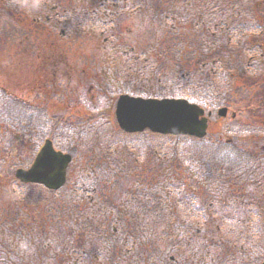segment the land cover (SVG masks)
I'll use <instances>...</instances> for the list:
<instances>
[{"label": "rangeland", "instance_id": "obj_1", "mask_svg": "<svg viewBox=\"0 0 264 264\" xmlns=\"http://www.w3.org/2000/svg\"><path fill=\"white\" fill-rule=\"evenodd\" d=\"M53 3H56L58 5V11L60 12L59 18L61 16L64 17V9H67V16L63 18L62 23H57V36H58V48L63 49L65 52H68V56L70 57L71 61L73 62V77L72 82L68 84L67 88H62V95L61 99H53V101H45V98L38 100L40 102V105L46 108V115L48 116H56L57 119H53L52 121L46 122L45 125L42 126L40 130V134H36V137L34 136H28V137H19L20 131H18L20 128L17 126V129L13 131L14 133H8L6 132L5 136L0 135V161L1 159L4 160V165H0V218L8 220L7 216L10 214V210L12 208V205H14V202L17 199V196L13 194V190L15 188V179L14 176H12V170L15 172L16 167H18L20 164H22L23 167L25 165L30 164L36 154V151L39 146V141L43 142L46 137H48L49 129H53L57 126V128L60 130L59 134H55V138L53 139L55 142V145L59 148H64L68 152H71L74 156V162L70 169V175H69V181L73 184L78 182V179L85 180V177L87 178L86 181H83V184H92L91 186L95 185L98 188L102 189L104 185H107L112 189L113 184L110 182H106L105 179H101L100 175V168L104 167V163H100L97 170H95V164L99 160H104L108 162V169L109 171H112L116 175L119 171L122 170V167L132 168L134 169L131 171L129 175L130 178L128 180L121 179L119 182H117V189L122 192V194H127L132 191H136V187L138 186L139 190L141 191H149V188H154V191L160 192L163 188L156 187L154 185H149L148 182H153V179L155 177V173H158L160 170H162L161 166L164 165L165 170L162 171L163 174L169 172V167H177L176 163H170L172 154L174 150H177L180 154L181 161H184L186 163V166L184 168L177 167L175 168V176H178L179 174L183 175V177L186 179V183H184L182 186L185 187V189L189 190L191 187H193V191L197 195L196 202L201 208L205 207L207 212H209L208 218H212L211 215H216V222L217 224L221 223V216H219L223 210H219L216 212L215 210L217 208H220V203L218 204V196L215 197V200H213V197L215 196V190H213V187L216 186L214 182L204 181L202 183H197V170H199L200 163L197 161V154L195 152V147H197V143L192 139H185L184 141L180 142V147L175 148V142L174 137H159L155 135H151V137H143L141 136L138 141L134 142V146L132 149H136L138 152L144 151V153H141L139 157L142 159L134 160L133 158H122L125 156V153H122V150L117 151V156L113 152L112 154L108 153L105 158H102L103 155L107 152V145L102 149L100 146L93 145L95 143L96 139V133L95 131L98 130V133H102L105 129H113L114 131L116 128L114 117L112 116L111 112H114L115 105L112 97H114V93L112 92L113 89L116 91L124 90L125 92H132V93H140L142 95L147 94L146 87H143L146 85V76L139 77V81H136L135 87L132 90V83L127 85L124 80L121 81V78H119L118 74L121 72V60L119 57V54H123L120 51H117L115 53V50H121L120 47H111L114 45V42L118 39H121L123 42V48L122 50H127V52L134 50H138L141 47L148 44L150 40H147L145 37V34L153 32V30H150L147 25H145V22L141 20L140 15L134 14L132 17L125 16V18H119L115 15V19H112L113 23L109 20L112 16L108 15V13L114 9V11L119 10L117 7L120 5H124L125 0H108L107 2L103 3L102 0H92L94 4H100L102 3V7L96 8V14L94 12L92 13L93 18L98 17V14H105L108 18L104 17L102 18V24L108 25L107 27L110 29H114L116 34L115 36L109 35L112 34L110 29L109 31L107 29L102 28V26L97 27L94 29L90 26V23L87 22L84 25H78V18H81L80 16L76 15V9L74 8L75 4L72 3L73 1L70 0H52ZM217 4L210 8L208 7L209 0H197V6H205V8L198 7L200 12L203 13V16L208 21H216L219 20L221 16L229 17V14L231 13L233 15V8L232 5H234V8L237 9L235 6H239L240 11H244L248 14H254V9L252 5L249 3V0L239 1V3L232 4V0H215ZM263 2L264 0H256L255 4L258 2ZM0 2H3V0H0ZM27 2V0H23V5L20 10V15H15L14 25L17 29H21V26L24 24V26H27V29L30 27L27 25L28 20L27 18L31 19L32 17H35L38 15V9L32 8L31 10L28 9V7H25L24 10V4ZM229 2V3H226ZM111 3V4H108ZM128 3V0H127ZM261 4V7H259L257 10H255L254 17L247 19V21L251 22L250 26L251 28L254 26H261L262 27H255L259 28L258 30H253L252 33L250 32H243L242 35H240L238 38H233L232 41H230V38L228 35L223 36V44H222V51L225 55V58H223L222 61L219 62L220 65H222L224 68H215V72L211 73L210 78H213L214 75H219L220 78L218 82L221 85L222 89L221 92L215 95L216 106L214 109V115L212 116V123L210 127V132L208 139L206 140L208 144H211L210 140L215 141V137L217 134L221 135V138L228 140L230 138H235V140L240 143V145H246L248 144L250 148L254 147V144L256 142H261L257 137V131L255 132L254 137L250 135L251 129H249L248 124L254 122L255 126L253 128H257V126L261 129L264 125V62L261 61L262 55L261 51H255L250 50L245 52L243 48L241 49V43L245 41V45L249 44L250 47H256L260 45L261 43L264 44V4ZM94 4H88L86 8H89L92 10V7ZM119 4V6H118ZM74 5V6H73ZM108 5H112V9L108 7ZM2 7V5H1ZM0 7V9H1ZM70 7L72 9H70ZM88 9V11H90ZM140 12V10L138 11ZM235 13V11H234ZM144 20L147 21L146 13L142 14ZM78 17V18H77ZM244 18V16H242ZM88 19V18H87ZM92 20V19H91ZM88 19V21H91ZM32 21V20H31ZM149 21L154 22L157 24L161 21V16L158 14H154L149 17ZM174 21V22H171ZM182 21L184 22V19L180 18L179 16L175 17L174 19L169 21L170 26H166L165 32L168 34L164 36V33L157 32L159 36L164 37L166 40L168 38H175V36H179V38L184 39H175L173 42L174 47H170L173 49L172 51H176L179 54H187L188 50H192L194 53H197V48H200L201 46L205 47H211L216 42H220L222 38V32L223 29H219L218 33H213L210 35H205L209 33L210 31H216V27L219 26L218 24H212V23H198L197 24V31L199 33V37L201 39H197V43L194 34H189L186 32H178V28H181ZM118 22V23H117ZM171 22V23H170ZM3 23V22H2ZM204 24V27H203ZM189 26V24L187 23ZM191 26L194 28L193 23H191ZM196 26V25H195ZM187 28V26H186ZM207 30H205V29ZM254 28V29H255ZM62 30L65 31L66 36L64 37V34L62 33ZM1 32V31H0ZM20 32V33H19ZM17 32L15 30L14 34H9L6 38L8 40L6 50L3 46L4 43L0 41V66H4L2 69L6 71H0V84L8 86L9 90H11L16 95H24L27 96L28 94V88L29 85L27 82H25L23 75L21 74V78L18 77V73H15L14 69H7L6 65H17L15 62H9V59H15V53L17 50L20 52V49L25 46V43L28 45H32L33 38L30 37L29 39L26 38L24 40V32L19 31ZM26 32L29 33L28 30ZM77 32V33H76ZM172 32V33H171ZM63 35V36H62ZM1 38V36H0ZM4 38V39H5ZM23 40V42H20ZM172 40V39H171ZM11 41H13V44H11ZM167 42L169 41H163L162 46L160 49L157 50L158 54L160 53V56L157 58L160 60L161 64V58L166 57V55H163L161 52V49L167 50L168 45ZM29 46H26V48ZM264 48V46H262ZM229 49L232 52H234L233 55H229V53L226 52V50ZM5 50V51H4ZM44 53L43 51H41ZM244 52V53H243ZM28 53L26 51L25 55ZM116 54V56L114 55ZM157 54V55H158ZM10 55V58L8 56ZM264 57V56H263ZM150 59V67H155V61ZM264 60V59H263ZM115 61L117 63L115 64ZM241 63V66H239ZM250 63V66L247 64ZM26 64H32L26 62ZM230 64H234L233 67H230ZM226 67V68H225ZM117 69V71H116ZM120 69V70H119ZM197 70H198V64H197ZM149 72V71H148ZM181 73L188 75L191 73V69L187 66L183 69H181ZM200 73V72H199ZM151 74V73H149ZM192 74V73H191ZM190 74V75H191ZM202 74V72L200 73ZM185 75V78H186ZM194 78L192 79L190 85L188 87H185V89L182 90L180 87L183 84H178L173 82L171 79V82L169 84H175L176 86L173 87L170 86L168 83H163V87H159L160 89L157 90V93L164 94L163 96H176L180 94H186L188 93L187 90L192 91L194 88L197 89V82L202 81L200 79V76L193 75ZM27 81V80H26ZM184 82V81H183ZM204 84V83H203ZM110 87H109V86ZM105 87H109V90H106ZM91 88V90H90ZM188 88V89H187ZM107 94V95H106ZM110 97H109V96ZM155 94L152 93L151 96H154ZM30 98L29 96H27ZM155 97H161V95L156 94ZM32 101H34V98L31 97ZM263 105H262V104ZM1 106V105H0ZM10 106H13L11 103L6 105V109L10 108ZM227 106L229 108V112L226 117H218L217 111L220 107ZM259 106V107H258ZM258 108V111L261 113H256ZM112 112V113H113ZM233 113H236L235 116H233ZM67 116V117H64ZM78 120H82L84 124H88V129L86 131H79L77 133H74L72 131V128L74 127L73 124L77 122ZM257 120H260L259 123H257ZM5 121V122H4ZM4 125L5 127L8 126L5 118L0 115V126ZM91 125H100V129H96L92 127V131L89 130V126ZM53 127V128H51ZM6 130V128H5ZM243 130H248L246 132L245 137L242 135ZM7 131V130H6ZM35 134V130H32ZM80 133V136L78 135ZM241 133V135H239ZM239 135V136H238ZM263 135H261L262 137ZM86 137L85 143H79L78 139ZM95 138V139H94ZM100 139H103L101 137ZM31 140V141H28ZM33 140V141H32ZM36 142V143H34ZM78 143V144H77ZM259 144V143H258ZM212 148V147H211ZM114 149V148H112ZM119 149V147H118ZM257 149V148H255ZM147 151V152H146ZM182 151V154L180 153ZM171 154V157H170ZM184 154V155H183ZM6 157V159H5ZM150 157V160L152 161V168H149V160L148 166L146 169H143L144 166L141 165L144 161L143 158ZM170 158V161H169ZM123 161V165L119 164V160ZM159 163V164H156ZM194 165H197V168H195L191 173H189L190 168L194 167ZM139 167V168H138ZM105 168V167H104ZM138 169L136 172L135 170ZM197 169V170H196ZM196 171V172H195ZM263 171V169L258 170V173ZM161 172V171H160ZM150 173L151 176H149ZM195 174V175H194ZM169 175V174H168ZM148 179L150 181H148ZM180 180V179H179ZM81 181V183H82ZM95 181V183H94ZM87 182V183H85ZM189 182V183H188ZM102 185V186H101ZM190 185V186H189ZM264 185V184H263ZM234 189H238L237 187H234ZM36 190V196H40V201H34L32 200V203L30 202V199L26 197L27 201L29 202L30 206L38 208L39 206L43 205L44 198L48 197L50 195L45 190H40L38 188ZM132 190V191H131ZM115 192L116 189L114 190ZM138 191V190H137ZM169 191V188L166 190V192ZM34 192L31 188L27 189V193ZM262 191L256 190L250 191V196L256 195L261 196ZM16 198V199H15ZM201 198V200H200ZM57 200V199H56ZM249 200H246L245 203H248ZM245 205V204H244ZM50 206H47V208ZM18 208V207H17ZM54 210V207H53ZM222 211V212H221ZM84 212H89L88 209H85ZM225 213V212H224ZM31 214V215H30ZM21 219L19 220L20 224H15V228H8L10 231L11 229L14 231L16 227L18 228V231H21L22 233H17L16 235L13 234V231L11 233H5L4 240V246L8 247L13 245L15 243L13 249H17V252H20L23 256L26 255L23 252L22 247L18 249L20 246H22L21 241H33L32 239H35L37 241H50L52 243H55L58 245L57 237L59 235L57 229L55 226H53L52 223L48 222L44 224V228L38 227L36 224H30L33 221V218H40V215L38 213V210L31 211V209L24 207L21 211ZM207 218V219H208ZM237 217L235 218L236 221ZM264 219V218H263ZM233 221V218L231 219ZM245 220H247L245 218ZM1 224V223H0ZM210 221L207 220V222L204 223H197L195 224V228H202V232H206L209 230L211 225L209 226ZM199 225V226H198ZM219 225H213L212 227H215V229H218ZM237 226V225H235ZM0 225V230H1ZM25 227V228H24ZM246 227V225H245ZM24 228V229H23ZM38 228V229H37ZM247 228V227H246ZM211 229V228H210ZM37 230V232H35ZM111 230L124 232L125 230L120 227H113ZM62 231V230H61ZM218 233L220 236H225L227 241L239 243L237 240V232L234 228V225H222L220 229H218ZM244 231L241 229L238 233L240 235ZM23 232H26V234H30V237L27 236L19 239L21 234ZM43 234L46 236L43 240H41L38 236V233ZM41 232V233H40ZM264 234V230L262 231ZM2 233L0 232V235ZM4 234V233H3ZM247 238V235H245ZM264 237V235H263ZM262 236L259 237L257 240L253 238L252 240H248V244L251 245L246 251V255H248L250 252H252V258L251 261L256 260L262 251L264 250V238ZM69 239V238H68ZM67 239V240H68ZM13 240V241H12ZM18 240L19 242H17ZM234 240V241H232ZM70 241V240H69ZM27 242L26 246H30V249L34 252L36 250V246H33V244H29ZM44 243V242H43ZM2 243H0L1 246ZM16 247V248H15ZM59 247V245H58ZM0 247V262L2 264H8L7 260L9 259V255H7L8 259H2L4 254L1 251ZM58 249V248H57ZM102 249L101 244H96L93 247V250L96 252H100ZM165 249L167 247L165 246ZM30 251V250H29ZM32 252V255L30 258L29 256L26 259L30 262L36 261V256ZM15 252L12 253L14 256ZM135 253H133L134 256ZM11 256L12 258H15ZM188 256L191 258L192 253L188 252ZM67 264H89L87 256H83L80 258V260H76V255L72 257H67ZM94 262L91 264H100V258H96V255L93 256L92 259ZM105 261V260H103ZM249 264H255V262H251ZM106 264V262H104ZM186 263V262H185ZM260 262L256 263L259 264ZM45 264H53L51 260H47ZM234 264V263H231Z\"/></svg>", "mask_w": 264, "mask_h": 264}, {"label": "trees", "instance_id": "obj_2", "mask_svg": "<svg viewBox=\"0 0 264 264\" xmlns=\"http://www.w3.org/2000/svg\"><path fill=\"white\" fill-rule=\"evenodd\" d=\"M107 1L105 0L104 2ZM139 1L141 2L142 0ZM177 1H180L178 7V3L170 6L161 4L162 8L155 5L157 11H159L158 14L166 13L165 20L167 22L177 16L192 22L195 29L194 35L197 37V24L201 23L203 18H205L198 7L205 8L206 5L197 6V9H195L197 0ZM239 1L244 0H232L231 3L235 4L239 3ZM74 2L75 6H77V16L81 17L78 18V25H84L89 22L90 26L94 29L99 26L103 28L104 26L109 31L110 28L107 27L108 25L102 24L103 17L100 14L97 15L98 17L93 18L91 12L95 13L96 7H92V10L89 8H80L81 4L79 1L74 0ZM253 2L254 0H249L251 5ZM216 4L217 2L215 0H209L208 7L212 8ZM235 7L237 9L232 5L235 11V13L234 11L232 12L233 15L230 13L229 17L221 16L219 20L210 21L212 24H218V27L224 30L222 34H226L229 37L231 35L238 37L246 31L251 33L253 29L250 26L251 22H246L251 17L250 14L239 12L238 5ZM122 8H124V5H122ZM112 12H115L114 9H112ZM105 17L108 18L106 15ZM87 18L92 20L88 21ZM111 22L113 23V21ZM110 31L112 35L116 34L113 28ZM171 39L172 42L167 50L161 49L159 52L163 55L168 53L166 57H174L176 54L180 56L176 51H172L173 49L170 47L173 48L175 46L173 43L175 39L179 40L182 38L175 36V38L172 37ZM182 40L184 41V39ZM220 42L221 44L216 46L219 49L215 50L213 57L217 58V61L214 62L210 61L202 52L197 53L195 56V53L190 50L186 52L187 54H182L184 61L178 59L174 63H170L169 61L166 63L168 64L167 68L161 66L150 67L151 64L146 62L147 52H144L142 54L139 53L138 59L132 64L128 61V66L132 65V71H135L134 74H136L137 78L142 75L148 77L145 80L147 81L146 84L150 86V89L146 91L148 95L154 93V96L156 94L164 95L157 93V90L160 89L159 87H163V83L169 84L172 79L175 83L183 84L180 86L183 90L190 85L194 78L193 75L196 76L197 72H202V74H198L202 81L197 82V89L194 88L192 91L187 90L188 93L184 95L180 94V96L197 101L208 110H214L216 104H218L216 103L218 101H216L215 95L217 96L222 89L218 80L222 77L214 75L213 78H210V75L216 71L215 68H224L219 64L225 58L224 53L221 51L223 41L221 40ZM155 47H157L156 44ZM155 47L152 50L154 55H157L158 49ZM142 48L149 49V47ZM159 56L160 53L156 56V59H153L156 62L155 65L160 61L157 59ZM187 66L191 69L192 74L182 75L181 69ZM169 85L172 86V89L176 86ZM256 110V113L261 115L258 108ZM82 123V120L75 122L72 131L74 133L86 131L88 124L81 125ZM252 123L254 124V122ZM92 127L100 129V125H91L89 126L90 131L93 130ZM56 132L57 134L60 133L57 130ZM95 133L96 139L94 138L95 143L93 145L100 146L102 149L107 145V152L102 158H105L108 153L112 154L113 152L117 156V151H120V149L130 157L137 153L136 150L135 153L132 152V147L134 146V135L132 134L125 133L120 129L116 130V132L113 129H106L100 134L96 130ZM48 135L54 138V134L50 133ZM78 135L80 136V133ZM101 137L103 139H100ZM170 137H174L175 148L177 146L180 147V142L185 139H192L198 144L194 148V153L197 154V161L200 163L199 170L196 169V175L198 177L197 183L209 181L216 184L213 190H215V196L220 194L217 201L218 204L220 203V208H217L215 211L223 210L219 215L221 216L220 224L216 222V215H211L212 218H208L210 211L207 212L205 207L201 208L197 206L198 204L195 203L197 195L193 191V187L187 190L182 186L186 183L183 175L179 174L175 176V168L181 166L184 168L186 166V163L181 161L180 154L177 150H174L172 157L170 154L172 161L169 158L170 163H176L177 167H171V169L169 167V172L163 174L162 171L166 167L164 165L161 166L162 170H160L161 172L155 173V177L152 178L153 182H148L151 186L154 185L163 188L160 192L154 191V188H149V191H141L137 186L136 191L131 190L132 192H129L128 195L122 194L117 189V182L121 179L128 180L131 176L129 174L134 169L127 168L123 165L122 170L116 175L108 170L110 168H108V162L105 160L104 162L103 160H99L95 164V170L98 169L100 163L105 164V168L103 167L99 170L100 178H106L105 183L111 181L113 184L112 189L108 184L104 185L102 189L97 186L95 187V185L92 187V184L89 183L82 185L83 181L87 179L85 177V180L78 179V182L75 184L69 181L67 185L59 190H49L41 185L18 182L12 170V176H14L16 181L13 194L17 196V199L15 198L16 201L12 205L10 214L7 216L8 220L0 218V225L3 226L0 230L2 233L0 235L2 253L4 250L2 259H8L6 255L8 254V264H45L47 260H51L53 264H67V257L76 255V260L87 256L88 263L91 264L94 262L92 260L93 256L96 255V258H100V264H105L104 262L106 264H249L252 258V252L246 255L247 249L251 247L246 242L253 238L257 240L264 235L262 232L264 230V171L258 173V170L262 169V166L257 163L260 154L255 152L247 153L235 138L225 140L219 134L216 135L215 141L210 140L211 144L206 142V140L209 141L208 137L203 139L191 136ZM85 140L86 137H82L78 139V142L85 143ZM180 153L182 154V151ZM121 161L120 159L119 164ZM156 164L159 163L156 162ZM195 168H197V165L190 168L189 173ZM137 170L135 171L138 172ZM149 176H151L150 173ZM148 181L150 180L148 179ZM31 187L34 192L28 194L27 189ZM234 187L238 189L235 190ZM36 188L45 190L50 194L44 198L43 205L38 208L30 206L26 199V197L29 198L31 203L32 200L41 203V195L36 196ZM168 188L169 191L166 192ZM115 189L117 192L114 191ZM251 190L254 192L261 190V196H256L255 194L250 196ZM215 196L213 200H215ZM246 200H249V202L245 203ZM47 206H50V209ZM24 207L31 209V211L37 209L40 215L39 219L33 218V222L30 224H36L38 227H42V229L44 228V224L48 222L55 226L59 233L57 237L59 247L55 243H52V240H44V243L35 239L29 242L21 241L23 244L18 249L22 247L24 254H26L23 256L19 253L20 250L17 252V249H13L15 243L8 247L4 246L3 238L5 237V233H11L13 230L11 229L10 231L8 228H15V224L21 223L19 220L22 217L21 211ZM85 209H88L89 212H84ZM236 217L237 219L235 221ZM232 218L233 221L231 220ZM207 220L210 221L209 226L211 225V229L209 228L208 231L202 232V228H195V224L204 223ZM227 224L234 225L239 243H235L234 240H232L234 242H228L225 236L219 235L218 229L222 225ZM213 225H219L218 229L212 227ZM117 226L122 227L125 231L119 232L111 230V228ZM241 229L244 231L238 235ZM17 233L22 232L18 231L16 227L13 234L16 235ZM37 234L41 240L46 238L43 234L39 235V232ZM245 235H247V238ZM21 236L19 238L20 240L26 236L28 239L30 234L23 232ZM16 241L19 242L18 240ZM27 242L36 246L34 252L30 249L29 245L26 246ZM96 244H101L102 249L100 252L93 250ZM165 246L167 249H165ZM14 252L15 254L13 256L12 253ZM32 252L36 256V261L30 260L29 262L25 256L32 258ZM188 252L192 253L191 258L188 256ZM133 253H135L134 256ZM11 256L15 258L11 259ZM263 258L264 250L256 260L251 262H255L256 264Z\"/></svg>", "mask_w": 264, "mask_h": 264}, {"label": "flooded vegetation", "instance_id": "obj_3", "mask_svg": "<svg viewBox=\"0 0 264 264\" xmlns=\"http://www.w3.org/2000/svg\"><path fill=\"white\" fill-rule=\"evenodd\" d=\"M70 1H73L72 3L75 4L74 0H70ZM78 1L81 4V6L79 5L80 8H86L88 4H94L92 0H78ZM104 1L105 0H102L103 3H105ZM136 1L137 0H128L129 7L135 8ZM53 2L54 1L52 0H27V2L24 4V10L25 7H28L29 10H31L32 8H36L38 9V15L32 17L31 19L29 18L26 19L29 21L27 22V25L30 27V29L29 28L27 29V26L25 27L23 24L20 30L15 27L14 20L16 19L15 15L17 14L20 15L21 13L20 10L21 9L23 10L22 8L23 0H3V2H0V7L2 5L0 9V31H1L0 41L4 43L3 46L5 47V50L8 42V40H6L5 37H7L9 34H14L15 30L17 32L19 31L24 32V40H26V38L29 39L30 37H34L36 35L32 40L33 41L32 45H28L25 43V46L23 48V44H22V48L20 49V52H18L19 50H17V52L15 53L14 56L15 59L14 58L9 59V62H15L17 63V65H9V66L6 65L7 69L15 68L14 70L15 73H18L17 78L18 77L21 78V74L23 75L25 82H27L29 85L28 88L29 95L27 96H29L30 98L24 95L23 96L16 95L11 90H9L8 86L0 84V105H1L0 115L3 117V119L5 118L8 124V126L6 127L3 124L0 126L1 136H5L6 132L14 133L13 131L17 129V126L20 128L18 131L21 132L20 135H18L19 137H24V138L28 136L36 137V134H40V130L42 126L46 124V122L52 121L53 119H57V118L54 115L47 116L46 108L41 106L38 100H40V98L42 99L45 98V101L51 102L53 101V99H61L62 88L64 87L67 88L68 84L72 82L71 76L73 77V62L68 56V52H65L63 49H59L57 43L58 41L57 23H62L63 18L67 16L66 13L67 9H64L65 12L64 17L61 16V18H59L60 12L58 11V5ZM124 2H127V0H125ZM102 6H103L102 3L100 4L98 3V5L97 4L93 5V7L96 8ZM108 7L112 9L110 5H108ZM74 8L76 9L77 6H74ZM112 13L115 15V12H112V10L108 13V15L111 16L113 15ZM101 17L104 18L105 14H102ZM26 30H28L29 33L26 32ZM62 33L64 34L65 37L66 34L64 30H62ZM20 42H23V40H21ZM11 44H13V41H11ZM26 46L29 47L26 48ZM262 46H264L263 43H261L256 47H250L249 44H246L244 48L245 50L244 49L243 50L247 52L250 50L261 51V49H263L264 51V48ZM26 51H28V53L25 55ZM41 51H43L44 53H42ZM132 51L135 50L132 49ZM132 51L130 52L123 51V54H120L121 57H124L127 60L120 58L121 60L124 61H120L121 70L120 69L119 70L121 72L118 74V76L119 78H121V81L124 80V82L127 85H129V88H130V84L132 83L131 89L133 90L136 81H139V79L136 77V74H134L135 71L134 72L132 71L133 69L132 65L128 66L129 64L128 61H130L132 64L133 62H135L136 57H138L136 54L132 53ZM261 55H262L261 61L264 62L263 60L264 52L261 51ZM8 58H10V55L8 56ZM26 62L32 64H26ZM116 63L117 61H115V64ZM247 65L250 66V63H248ZM3 67L4 66H0V71H6L2 69ZM143 85H144L143 87H146V90L150 89L149 85L147 84L146 85L143 84ZM109 87H105L106 90H109ZM112 92L115 95L114 97H112L115 103V105L113 106L115 107L117 105L119 98L124 94H129L133 96L142 95L140 93L125 92L124 90L116 91L115 89H113ZM31 97L34 98V101L30 100ZM10 103L13 106H10V108L6 109V105ZM112 116L115 118L114 114H112ZM259 122L260 120H258V123ZM253 125H254L253 123L248 124L249 129H251L250 135L255 130L251 128V126ZM261 127L263 128L256 130L258 135L255 136L261 142H256L253 148H250V146L246 144L244 145V150L247 151V153L255 152L257 154H260L258 157L259 161L257 163L260 166H262V169L264 171V125ZM5 128L7 131L5 130ZM32 130H35V134L31 132ZM56 130L59 131L57 127H54L53 129H49L48 131L55 135L57 134ZM246 132L249 133L248 130L242 131L244 137L246 135ZM253 134H255V132ZM253 134L251 136L254 137ZM261 135L263 136L261 137ZM48 138L53 139L48 135V137H46L43 142L39 141L40 144L39 146H36L38 147V149L36 151L35 157H37L41 147L46 142V140H48ZM55 147L62 151L64 150L57 147L56 145ZM141 153H144V151H140L139 156ZM138 158L139 157H137V159ZM143 159L144 161L141 164L144 166L143 169H146V167L148 166L147 160H149V168L153 167L150 157ZM32 162L28 165L26 164L25 168H28L32 164ZM5 163L4 160L1 159L0 165L5 166L4 165ZM20 165L21 167H23L22 164ZM120 165H122L121 162Z\"/></svg>", "mask_w": 264, "mask_h": 264}, {"label": "water", "instance_id": "obj_4", "mask_svg": "<svg viewBox=\"0 0 264 264\" xmlns=\"http://www.w3.org/2000/svg\"><path fill=\"white\" fill-rule=\"evenodd\" d=\"M227 111V107L221 108L219 114L225 116ZM116 115L120 127L127 132L150 129L157 133L188 134L201 138L208 129L204 108L185 98L122 95L117 103ZM71 160L70 154L56 150L52 141L47 140L31 167L17 169L16 176L25 183H41L50 189H59L66 182Z\"/></svg>", "mask_w": 264, "mask_h": 264}]
</instances>
